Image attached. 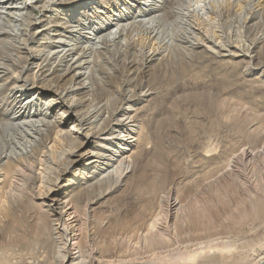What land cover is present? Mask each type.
Masks as SVG:
<instances>
[{
  "label": "bare ground",
  "instance_id": "6f19581e",
  "mask_svg": "<svg viewBox=\"0 0 264 264\" xmlns=\"http://www.w3.org/2000/svg\"><path fill=\"white\" fill-rule=\"evenodd\" d=\"M96 1L0 0V115L5 117L0 119V183L9 177V183L18 189L28 188L31 199H40L41 204H37L49 216L46 224L35 222L28 230L10 228L6 234L9 242L28 239L40 248L35 245L36 250L22 255L2 254L0 264L263 263L264 180L255 173V158L263 156L264 141L255 147H240L237 152L240 157L233 154L223 171L206 180L208 186H214L223 176L231 177L233 183L236 179L244 191L241 203L256 204V219L245 232L219 230L214 224L203 227V219L210 215L215 204L209 206L203 202L189 206L172 193L170 186L161 184L166 181L167 161H154L156 172L148 174L144 185L136 187L138 198L149 197L152 204H140L126 228L113 226L109 217L97 219L92 215L96 202L128 185L129 172L134 170L139 156L158 146L148 136L150 127L142 115L144 107L134 108L133 103L167 92L174 93L177 100L198 99L202 53L197 49L200 46L212 43L217 50L208 46L205 49L214 56L247 55L252 59L253 47L259 43L258 39H252V48L243 52L239 46L217 43L213 39L215 34L201 31L200 21L208 15L220 23L230 18V8L225 10L223 5H213L215 0H121L125 6L118 8V13L111 11L114 0H99V6L84 15L83 9ZM234 1L228 0V3L232 5ZM260 1L256 0L257 4ZM80 6L81 13L72 20V12ZM134 8L137 10L131 15ZM48 13L56 15L52 18ZM61 14L65 18L59 17ZM254 16L252 13L246 18ZM42 22H46L43 28L26 32L30 26ZM39 32L47 37L35 57L40 60L38 69L32 78L22 77L29 59L34 58L27 45ZM232 46L237 50H230ZM20 49H27L28 54ZM148 62L154 63L147 65ZM246 67L247 70L260 68L264 75V65L256 63ZM52 75L57 76V82L39 85L40 79ZM75 79H79V87L74 86ZM166 81L172 84L161 86ZM35 88L55 93L57 99L51 100L58 106L88 102L76 120L84 127L98 118L96 128L81 133L83 137L78 139L70 134L77 129L58 128L60 120L48 118L46 112L38 117L42 108L38 107V100L33 101L36 97L21 100L22 95ZM78 89L87 90L88 95L72 98L67 103L68 95ZM111 94L113 102L109 101L110 97L108 100ZM205 95L209 98L212 93L206 91ZM228 110L227 123L231 121V109ZM120 112L121 116L116 117ZM254 125L255 122L249 121V127ZM258 131L264 139V127ZM52 132L58 140L53 138L48 142L75 138L74 148L66 151L70 156L66 158L62 153L60 157L65 159L62 173L78 163L90 170L77 191L67 193L61 211L54 205L57 194L65 187L57 184L59 175L51 181L54 186L45 184L40 193L32 192L37 181L39 185L48 183L47 167L39 166L37 169L41 171H37L35 166L46 164L43 156L48 150L44 149H50L46 141ZM91 138L97 139L94 149H83ZM5 198L10 202L8 212L14 214L17 200L11 197V202L9 197ZM237 210L232 209L230 214ZM191 224L194 227L188 226ZM3 226L0 224V234ZM256 227H261L259 233L247 237ZM99 231H104L100 237ZM133 244L136 247H130ZM201 245L207 248L203 254L206 258H183V253Z\"/></svg>",
  "mask_w": 264,
  "mask_h": 264
},
{
  "label": "rangeland",
  "instance_id": "374dc122",
  "mask_svg": "<svg viewBox=\"0 0 264 264\" xmlns=\"http://www.w3.org/2000/svg\"><path fill=\"white\" fill-rule=\"evenodd\" d=\"M98 1L91 3L88 8L83 9L84 12L82 13L86 15L85 13L92 12L99 6ZM113 3L111 11L114 13H118L119 10L117 9L125 6L121 0H114ZM30 5L33 6L31 3ZM213 5H220V7L223 5L225 10L230 8L228 12L230 18L226 23H220L208 15L206 19L200 21V27H203L201 31L206 30L208 33L215 34L216 37L213 35L215 42L218 41L217 43L220 44L230 42L239 46L243 52H248L252 48V39H258L259 43L253 47L252 52L255 56L252 59H249L247 55L237 57L214 56L205 49V46L214 51L217 50L216 47L212 43H205V46H200V49H197L198 51L200 50V55L202 53L199 67L200 98L190 97L184 100H177L174 97V93L167 92L133 103L132 106L134 108L144 107L142 115L144 121H147L146 123L150 127L148 136L152 142H157L158 146L155 150L146 151L139 156L134 170L129 172L127 186L119 188L110 194L107 199H101L92 206L91 213L97 219L109 217L113 226L126 228L129 225L131 216L137 211V207L140 204L150 206L152 203L148 201L149 197L145 199L138 198L136 187L144 185L147 175L156 172L153 163L156 160L158 162L163 161V163L167 161L168 172L166 181L165 183H160L167 187L170 186L172 193L177 195L181 201L189 203V206L200 205L203 202L209 206L215 204L212 212L207 217L208 219H203V227H211L214 224L218 225L216 227L219 230L242 233L249 230L253 219H256V204H251L250 206L249 204L241 203L244 191L236 179L233 183L231 177L226 178L219 175L222 178L214 186H208L206 180L215 177L223 171L228 159L233 154L235 156L240 147H255L264 141L258 133V130L264 127V75L260 68L247 70L246 67L248 64L253 66L256 63L264 65V0L260 1L259 4H257L256 0H235L232 5L228 3V0H215ZM28 10L32 11L29 7ZM136 10L137 8H134L131 15H134ZM81 11V6L76 8L72 12L74 14V19L72 20H75ZM252 13H254V17L246 18ZM47 15L53 18L56 14L48 13ZM59 17L65 18V15L61 14ZM246 21L248 23L244 27L243 23L245 24ZM45 24L46 22H42L37 26H30L26 32H35L43 28ZM217 30L220 31L218 32ZM45 36L47 37L44 33L39 32L27 45L29 53L34 54V58L29 59L27 67L22 72V77L32 78V75L36 74L37 63L40 60L35 57L42 48ZM23 37L27 38L28 35H23ZM21 46L24 47V45ZM234 48L232 46L230 50L236 51L237 49ZM20 51L24 52L23 54H28L27 49H20ZM21 60L23 61L24 59ZM152 63L154 62H148L147 65H152ZM48 81L57 82V76L52 75L42 78L38 83L43 85ZM74 81V86L79 87V79ZM169 83L170 85L172 84V82L166 81L161 86L165 84L164 87H166ZM155 87L158 90L159 86ZM61 91H63L62 88ZM206 91H211L212 96L207 98L205 95ZM87 93V90L78 89L68 95L67 103L75 97H86ZM31 97H36L33 101L38 100V107L42 108V114H39L38 117H41L46 112L48 118L60 120L61 123L58 128L69 131L77 129V131L70 133L72 134L71 136H76L79 139L82 134L91 131L97 126L98 118L95 121L91 120V124L88 123L84 127L79 126L77 123L76 118H79L78 116L82 114L88 102L78 106H58L53 101L58 97L55 93L49 90L39 91L37 88L27 91L21 96V100L25 102L32 99ZM113 98V94L108 96V100L111 102L114 101ZM127 105L125 104L124 106ZM229 108L231 109V121L227 123L226 112L229 111ZM121 113L116 117L121 116ZM4 118L0 115V119ZM249 121L255 122L256 125L249 127ZM71 136L67 139V142H60L54 141L58 140L55 133L52 132L50 134L46 143L53 138L54 140L48 142L47 146L50 149L46 147L44 150L48 151L45 154L46 156H43L44 158L46 157L43 160L46 161L48 166L46 164V166L40 164L35 166L37 171H41L37 169L39 166L47 167L46 176L49 175L48 183L43 185L40 183L39 185V181H37L32 186L34 188L32 192L40 193L44 189L45 184L54 186L51 181L53 177L59 175L57 184H64L65 187L57 194L58 200L54 205L60 211L63 209V200L66 199L67 193L76 192L90 173V170L84 169L81 163L62 173L65 159L60 157L63 153L68 158L70 154L66 151L75 146V138ZM95 140L97 139L91 138L89 140L90 143L83 145V149H94L93 147L97 143ZM240 156L241 154L237 153L235 157ZM255 163L256 175H258L259 179L264 180V154L263 156H257ZM164 176V174H160L161 178H164ZM7 178L9 177H6V180L0 183V224L4 225L3 233L1 232L0 234V256L2 254L6 256L10 253L21 255L31 253L36 250L34 246L37 243L31 244L28 239L11 243L6 238V234L12 227L20 231L23 228L28 230L35 222L46 224L49 221V216L40 209L41 205H38L41 204L40 199H31L28 188L26 191L24 188L18 189L15 184L9 183ZM5 196L9 197L11 202L13 199L11 197L17 200L14 214L8 212L10 202L6 200ZM34 203L38 204L35 205ZM82 207L83 204L81 205ZM234 208L238 210L230 214V211ZM188 226L194 227L193 224ZM260 229L261 227L252 228L253 232L249 233L247 237L259 233ZM192 230L191 233H193ZM103 234L104 231H99V237ZM194 236L199 237L200 234ZM123 243L127 244L128 242L124 241ZM219 245H223V242L219 243ZM36 247L40 248L37 245ZM130 247H136V245L133 244ZM146 249L149 250L150 248ZM206 251L207 248L201 245L194 251L186 252L182 255L184 259L196 260L197 258V260H202V258H206L203 256Z\"/></svg>",
  "mask_w": 264,
  "mask_h": 264
},
{
  "label": "water",
  "instance_id": "95a60500",
  "mask_svg": "<svg viewBox=\"0 0 264 264\" xmlns=\"http://www.w3.org/2000/svg\"><path fill=\"white\" fill-rule=\"evenodd\" d=\"M261 264H264V262H263V263H261Z\"/></svg>",
  "mask_w": 264,
  "mask_h": 264
}]
</instances>
